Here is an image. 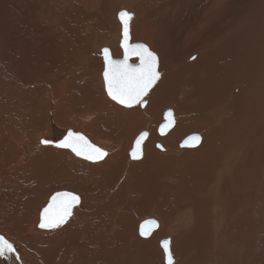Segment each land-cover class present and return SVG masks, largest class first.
<instances>
[{"label": "bare ground", "instance_id": "obj_1", "mask_svg": "<svg viewBox=\"0 0 264 264\" xmlns=\"http://www.w3.org/2000/svg\"><path fill=\"white\" fill-rule=\"evenodd\" d=\"M59 1L0 0V237L15 249L0 256V264H169L168 253L158 245L171 228L173 239L162 240L170 239L173 264H230L236 257L226 235L229 224L253 227L259 214L264 217V207L258 204L263 200L262 184L257 183L249 194L244 190L256 183L260 167L255 166L264 162V157L252 159L255 164L250 158L264 139V35L260 30L264 1L238 0L233 7L234 0H136L137 28L159 32L169 20L164 29L168 39L163 33L156 37L165 46L145 44L158 57L160 73L159 81L143 97L145 107L121 105L103 84L95 88L88 81L89 76L103 77V50L95 54L88 46L119 30L107 7V2L116 4V0H80L86 7L79 12L66 3L61 12ZM122 1L125 10L133 2ZM229 5L233 12L224 15ZM163 8L173 11L155 21ZM69 11L73 15L65 14ZM176 11L183 14L182 24L187 16L199 13L190 22L191 30L201 27L198 39L194 33L174 35L175 28L169 29L179 20ZM94 26L105 32L90 30ZM147 33L135 38L145 39ZM170 37L181 38L172 43ZM181 42L188 57L172 50ZM129 43L144 44L130 39ZM123 56L124 50L122 57L113 58ZM137 60L130 58L131 63ZM84 78L87 82L80 84ZM167 110L172 111L175 125L162 137L159 126ZM101 115L117 118V123L104 129ZM240 121V127H234ZM122 124L134 131L144 126L152 131L153 146L144 150L143 144L142 158L132 159L131 150L136 138L148 131H140L126 143L113 134L122 133ZM71 126L80 129L67 128ZM228 126L235 132L220 137ZM71 131L84 134L117 164L104 169V159L90 161L71 149L55 147V141ZM100 132L103 137L97 135ZM188 133L201 136L189 149L181 145ZM124 146L126 153L121 155ZM243 166L254 174L252 183L245 175L241 183ZM26 171L29 175H24ZM68 172L72 178L65 175ZM61 190L79 197L78 201L58 227L41 228L43 210ZM144 219L163 225L142 238L138 232ZM259 240L258 234L250 239L252 248L240 260H250ZM191 249L197 252L190 254ZM210 256L215 262H210ZM249 263L264 264V258L253 257Z\"/></svg>", "mask_w": 264, "mask_h": 264}, {"label": "rangeland", "instance_id": "obj_2", "mask_svg": "<svg viewBox=\"0 0 264 264\" xmlns=\"http://www.w3.org/2000/svg\"><path fill=\"white\" fill-rule=\"evenodd\" d=\"M240 1V0H239ZM238 0H234V2H233V4H232V6L234 7L235 6V4L237 3V2H239ZM264 1V0H263ZM115 2H117L116 4L115 3H111V2H107V7H108V11H109V14L112 16L111 18H113L112 20L113 21H115L116 22V25H115V27H117V28H119V30H117L116 32L115 31H111V32H109L108 34H107V37H108V39H106V38H103V40H95L94 42H93V44H92V46L91 45H89L88 47L89 48H91V51L93 52V53H95L96 54V52H98V51H101L102 50V47H108L110 50H111V52H112V55L114 56V57H122V55H123V49H122V47H121V45H120V41H121V39L123 38V36H124V31L122 30V27H124L123 25H122V23H123V21L121 20V16H120V13L121 12H127V13H130L131 14V19L129 20V22H128V24H129V38H130V41L131 42H142V43H144V44H147L146 42H148V41H151V42H153V44L155 43H157V45H158V47L160 48L161 46H165V43H161L159 40L158 41H156V37L157 36H159L160 34H162L163 33V37H165L166 38V40L168 39L167 38V35H164V33H165V31H164V29L166 28V26L168 25V23H169V20H167V23H164L163 24V29L161 28L160 30H159V32H151L150 30H147V29H144V28H141V27H139V28H137L136 26V23H135V21L138 19V17H137V13L134 11L133 12V8H135V2H136V0H133V2L131 3V5H130V8H128L127 10H125V3L122 1L121 2V0H116ZM57 3H60V5L58 6V8H59V10L61 11V12H64V9H62L63 8V6L65 5V3L68 5V6H72V9H75V10H77V12H79V10H82L83 8H85L86 7V5L85 6H82L81 7V5H80V0H61V1H59V2H57ZM240 3V2H239ZM239 3H238V5H239ZM159 4V3H158ZM262 4H263V10H262V14H264V2H262ZM119 6V7H118ZM233 7H230V5H229V9L228 10H225V12H223L224 13V15H226L227 14V11H232L233 12ZM189 9V7H187L186 8V10H188ZM131 10V11H130ZM163 11H160L156 16H157V18H156V16H155V21L158 19V20H162V19H164L165 17H167V14H168V10H169V12L171 11L170 9H165V8H163L162 9ZM186 10H183V14L185 15V13L187 14V11ZM173 11V10H172ZM171 11V12H172ZM177 12V11H176ZM68 13H71L70 11L69 12H67V13H65V14H68ZM163 13V14H162ZM193 13H196V9H195V12H194V10H193ZM192 13V14H193ZM72 14V13H71ZM114 14V15H113ZM134 14V15H133ZM162 16H161V15ZM183 14L182 13H176L175 14V16H176V19H179L178 21H176L175 23H172V26L169 28V29H173V28H175L174 30H171L172 32H173V34L174 35H178V34H181V33H194L195 35H196V38L198 39V37H199V32H200V29H201V27L200 26H194L193 27V29L191 30L190 28H191V26H190V22H192V20H194V17L195 16H197V14H199V13H197V14H193V15H191V17H189V16H187L185 19H184V21H183V24H182V20H180L181 18H182V16H183ZM73 15V14H72ZM179 15V16H178ZM160 19H159V18ZM192 18V19H191ZM188 19V20H187ZM119 20V21H118ZM144 20H147V19H145L144 18ZM187 23V24H186ZM261 23V25H263V29L261 28L260 30H261V33L264 35V15H262V21L260 22ZM175 24V25H174ZM184 24H186V25H184ZM189 24V25H188ZM174 25V26H173ZM88 26V25H87ZM89 27V26H88ZM121 27V28H120ZM181 29V30H180ZM87 30V29H86ZM90 30H96L98 33L100 32V33H104L105 31H103V30H99V29H96V27L94 26V27H90ZM145 32H150V33H147V38H143L142 40H138V38H135V37H140V36H145ZM99 33V34H100ZM152 33V34H151ZM109 35V36H108ZM173 35V36H174ZM134 37V38H133ZM159 39L161 38V37H158ZM164 38V39H165ZM181 37H177V38H173V37H170V41L172 42V43H175L176 41H178L179 39H180ZM195 40V39H194ZM194 40L192 41V42H194ZM145 41V42H144ZM164 41V40H163ZM113 42H116V43H113ZM190 42V41H189ZM171 43V44H172ZM264 43V42H263ZM183 43L181 42L180 44H178L177 43V47H174V49H172L173 51H181V55H183L184 57H188L187 56V52H188V49L187 48H185L184 47V45H182ZM193 44V43H192ZM191 44V46L193 47V45ZM149 45V44H148ZM182 45V46H181ZM150 47H151V45H149ZM153 51H155V52H158L156 49H153V47L151 48ZM161 49V48H160ZM184 49V51H182ZM264 50V49H263ZM264 52V51H263ZM263 52H261V54L262 55H264V53ZM90 54H91V52H90ZM92 55V54H91ZM160 58V57H159ZM191 58H194V56H191ZM262 60H264V56L262 57V59H261V62H262ZM133 61H136V60H133ZM138 61V60H137ZM190 61H192V59H190ZM263 76H264V71L261 73ZM20 75V74H19ZM65 78H67V77H64L63 79H65ZM104 77H102L101 79H96V78H94V77H91V76H89L88 77V81L90 82V81H92V85H93V87H95V88H97V87H101V85L103 84V87H104V89L106 88L105 87V79H103ZM159 81V80H158ZM83 82H87V80H86V78H84L81 82H80V84H82ZM79 84V85H80ZM78 85V86H79ZM80 88H81V86H80ZM239 92V89L237 90V93ZM105 94L107 95V93H106V91H105ZM107 97H108V95H107ZM109 98V97H108ZM145 107V106H144ZM144 107L142 108V109H144ZM126 108V107H125ZM120 117V116H119ZM105 118H109V123L107 124V123H105ZM120 121H122V123H123V121H124V118H122V117H120ZM162 121H164L163 119L159 122V124L160 123H162ZM101 122H102V125H101V127L102 128H104L105 129V127L106 126H108V125H110V126H112L113 124H115V123H117V118H116V121L114 120V118L113 117H111L110 115H107V116H104V115H101ZM242 122L243 121H240L239 123H237L234 127H236V128H238V127H240V125L242 124ZM81 124H83V122H81L79 125H81ZM57 127L59 128V129H61L62 127H60L59 125H57ZM234 127H230V126H228L227 128H225V131L223 130L221 133V135H220V137H224V138H229V137H231V133H233V132H235V130L233 129ZM67 128H77V129H80V128H78V126H71V127H67ZM227 129H228V131H227ZM121 130H122V133L119 131V130H117V131H115V132H113V134H116V135H120V136H118V138L120 139V140H122V141H124V142H126V143H128V140H129V137H131V139H132V137H136L139 133H140V131H142V130H146V131H148V133H149V137H148V139H146V141H145V143H144V150L147 148L148 150H150V146H153V142L152 141H150L149 139L151 138V136H152V131L149 129V127H147V126H144V127H138L137 128V130H133L132 128H129V127H127V126H125V125H123L122 124V126H121ZM157 130H158V128H157ZM78 131H80V130H78ZM227 132V133H226ZM191 133H188L187 135H185V137H183V139H185L188 135H190ZM193 134V133H192ZM225 134V135H224ZM231 134V135H230ZM97 135H100L101 137H103L102 136V134H101V132L100 133H98ZM159 136H166L167 134H164V135H160V134H158ZM227 136V137H226ZM95 137H96V135H95ZM135 137H134V139H135ZM95 139V138H94ZM182 139V140H183ZM217 139H220V138H217ZM101 141H106V140H104V139H102ZM158 142V141H157ZM254 143H255V140L253 141ZM253 142H252V144H253ZM132 143H133V141H132ZM160 143L161 144H163V145H166L165 143H163L162 141H160ZM262 143V144H261ZM260 143V145H257V146H255L254 148H253V150H255V151H252V156H250V158H251V162L252 163H254L255 164V162H254V160H256V159H258V158H261V157H264V154L263 155H261L260 153H258V151H261V152H264V148H263V146H264V139H262V142ZM55 147H57V146H55ZM58 148V147H57ZM60 148V147H59ZM126 146H124L123 148H121L120 149V153H121V155L122 154H124V153H126ZM183 148H191V147H183ZM192 148H194V147H192ZM256 148H258V149H256ZM262 150H261V149ZM67 149H69V148H67ZM128 152H129V150H128ZM255 152V153H254ZM255 154V155H254ZM75 156V155H74ZM238 159V160H237ZM237 161L238 162H240L241 160H240V157H237ZM252 159H254V160H252ZM259 160V159H258ZM100 161V160H99ZM103 161V160H102ZM101 161V162H102ZM108 161H110V163H108ZM129 161L130 162H136V161H134V160H130L129 159ZM137 161H139V160H137ZM98 162V161H97ZM93 163H96V162H93ZM102 164H106L103 168L104 169H110L111 167H112V165L113 164H117L116 163V160H112V159H110V158H108V156L107 157H105L104 158V161L102 162ZM122 164H123V162H122ZM121 164V165H122ZM119 165V164H118ZM256 168L257 167H260L259 168V175L256 177V180L257 181H255L256 183H254L253 185H251V187L249 186V187H245L244 188V190H246V189H248V191H245L246 193H251V192H253V190L255 189V188H257V186H256V184L258 183V185H260V184H262V188H263V194H264V178H263V176H264V162L263 163H261L259 166H255ZM155 168L156 169H160V166L159 165H155ZM73 169L74 170H77L78 169V167L76 166V165H74L73 166ZM246 167H244L243 166V169L240 171V172H242V176H243V178H242V182L241 183H245L244 181H243V179H244V177L245 176H249L250 177V180H249V182L250 183H252L253 181H254V176H252V175H254V174H251L250 172V169H247ZM246 170V171H245ZM248 170L250 171V172H248ZM254 171V170H253ZM29 171H26V172H24V175H26V174H28L29 175V173H28ZM250 173V174H249ZM91 174H95V176H96V173H91ZM65 175H69V176H71V178L73 177V174L71 175L70 174V172H68L67 174H65ZM245 175V176H244ZM234 176V175H233ZM29 177H34L32 174L29 176ZM90 177H92V175H90ZM248 177V178H249ZM253 177V178H252ZM252 179V180H251ZM75 191H77V192H80V194L82 195L83 193H85V190H83V191H81V190H75ZM261 195V197L263 198V202L262 201H259V207L260 208H263L264 207V195ZM253 195V194H252ZM252 198H255V197H252ZM260 202H262V203H260ZM248 204V203H247ZM260 204H261V206H260ZM251 205V204H250ZM241 210H242V208H241ZM250 208L249 209H246V212L247 213H249L250 212ZM262 210V212H264V208L263 209H261ZM260 210V211H261ZM183 212V210L181 211V213ZM237 212V211H236ZM180 214V213H179ZM236 214V213H235ZM262 214V213H261ZM261 214H259V220H258V222H257V220L255 221L256 223H254V225L255 226H253V227H251L249 224V226H247V225H241L240 223H237V222H235V223H233V224H229V228H230V232L228 233V231H227V236H229V238H231L229 241H230V243H231V246H232V248H233V251H234V255H235V259H233V260H230L231 262H230V264H236V263H240V264H245L246 262H247V264H250L249 262H251L252 261V258L253 257H257V256H260V257H262V258H264V240L262 239V238H264V217L262 216L261 217ZM237 215V214H236ZM20 216V215H19ZM143 216H145V217H151L152 215H150V214H145V215H143ZM143 216H139V218L138 219H142V218H144ZM27 218V217H26ZM236 218H238V217H236ZM235 218V219H236ZM231 221V219H228L226 222L228 223V222H230ZM260 221H261V223H260ZM220 222V221H219ZM218 222V223H219ZM225 221L224 222H222L221 223V226H223L222 227V229H224L225 230V223H226ZM263 222V223H262ZM129 224V223H128ZM263 226H262V225ZM163 224L162 223H160V225L158 226L159 228L158 229H160L161 228V226H162ZM240 225V227H238L237 228V226H239ZM39 226H40V224H39ZM231 226V227H230ZM241 226L243 227V228H241ZM262 226V227H261ZM235 227V230H233V228ZM261 228V229H259V228ZM171 228V227H170ZM245 228H247L246 229V231H245ZM157 228L154 230V231H157L158 230ZM237 229V230H236ZM250 229V230H249ZM259 232V233H257V231ZM260 230H262V231H260ZM250 231V232H249ZM238 232V233H237ZM247 232V233H246ZM173 233V229L171 228V230L169 231V234H167V235H164V236H162L160 239H159V245H158V248H159V250L162 248V246H161V241H162V239H164V238H168V236H171L170 234H172ZM256 233V234H255ZM166 234V233H165ZM236 234V235H235ZM245 234V235H244ZM257 234L259 235V237L261 238V242H260V240L257 242V244H255V245H258L257 247L255 246V249L253 250V251H251L250 252V256H251V258H250V260H248V261H242V260H240V258L243 256V255H248L249 254V250L252 248L251 247V245L249 246V244H250V239H253V238H256L257 237ZM261 234V235H260ZM138 235H139V232H138ZM140 236V235H139ZM173 236V235H172ZM171 236V239H173V237ZM231 236V237H230ZM233 236V237H232ZM140 237H142V236H140ZM143 238V237H142ZM175 238V237H174ZM190 240H191V238H190ZM238 240H239V242H238ZM173 241V240H172ZM192 241V243L193 244H195V246H196V249H199V246L197 245V243H196V241L195 240H191ZM233 241V242H232ZM243 242H245V243H243ZM260 242V243H259ZM20 246H23L22 244H20ZM26 246V245H25ZM24 250H25V248L24 247H22ZM26 248H27V246H26ZM28 249V248H27ZM196 249H191L190 250V254H194V253H196L197 251H196ZM258 250V251H257ZM161 251V250H160ZM248 252V253H247ZM254 252H255V254H254ZM29 253V252H28ZM33 253V252H32ZM175 253V252H174ZM176 254V253H175ZM33 257H34V259H35V261H37V259H38V257L37 256H35V255H33ZM210 262L211 263H213V262H215V260H213L212 259V257L210 256ZM34 264V263H33ZM173 264V263H172ZM208 264H209V261H208ZM259 264V263H258Z\"/></svg>", "mask_w": 264, "mask_h": 264}, {"label": "snow or ice", "instance_id": "obj_3", "mask_svg": "<svg viewBox=\"0 0 264 264\" xmlns=\"http://www.w3.org/2000/svg\"><path fill=\"white\" fill-rule=\"evenodd\" d=\"M121 20L124 22V58L122 60H113L108 55V49H104L105 60L108 63V70L105 71L104 76L107 81L108 95L112 100L118 102L126 107H132L135 104L143 103V97L147 95L150 88L154 85L160 77L157 71L158 57L145 44H130L129 43V20L131 14L127 12L120 13ZM132 56L139 57L140 63L138 65L130 64L129 58ZM147 133H142L140 139L142 140ZM195 139H199L196 137ZM87 144L94 155H89V159L102 158L106 153L95 145L88 144L85 138L78 134L69 132L68 136L57 147L71 148L77 155L81 154L80 143ZM42 143L49 144L51 141L43 140ZM140 140H137V147L139 148ZM133 157L137 156V152L132 153ZM65 197H70V201L62 202L61 207L50 214L49 209H45L44 217L40 223L41 228L58 227L66 220L71 212L72 205L78 201L79 197L70 193L62 194ZM141 235H144L143 230ZM168 241L164 242L165 251L168 252ZM13 245L10 244L3 237H0V256L6 253L14 252ZM169 264H172L171 253L168 252Z\"/></svg>", "mask_w": 264, "mask_h": 264}, {"label": "water", "instance_id": "obj_4", "mask_svg": "<svg viewBox=\"0 0 264 264\" xmlns=\"http://www.w3.org/2000/svg\"><path fill=\"white\" fill-rule=\"evenodd\" d=\"M130 39V38H129ZM123 41H124V36H123V38L121 39V41H120V45H121V47L123 48ZM135 44H137V43H135ZM134 45V44H133ZM102 50H104V49H102ZM109 50V49H108ZM123 50H124V48H123ZM102 53V52H101ZM108 55L111 57V59H113V60H122L123 58H124V56H123V58L121 59V58H113V56H112V54H111V51L109 50L108 51ZM132 57H135V56H132ZM132 57H130V58H132ZM130 58H129V63L130 64H134V65H136V64H139L140 63V60L137 62V63H131L130 62ZM139 58V57H138ZM102 60H103V62H104V69H103V77L105 78V76H104V73H105V71H107L108 70V63H107V61L105 60V55H104V51H103V53H102ZM158 67H159V62H158ZM158 67H157V71H158ZM157 81H155V83H156ZM154 83V84H155ZM105 87H106V91H107V93H108V90H107V81H106V79H105ZM144 102L143 103H141V106H144ZM136 105V104H135ZM164 119H165V121L159 126V133L160 134H162V135H164V134H166L174 125H175V117L173 116V113H172V111L171 110H167L166 112H165V116H164ZM72 132V131H71ZM142 133H145V132H142ZM141 133V134H142ZM79 134V133H78ZM141 134L136 138V140L134 141V144H133V148H132V150H131V158L132 159H140V158H142V156H143V144H144V142H145V140L147 139V136H148V133H147V136H145L142 140L140 139V137H141ZM80 135H82L84 138H85V140L88 142V144H91V145H94L90 140H89V138H87L84 134H80ZM68 136V134H66L65 136L63 135L59 140H60V142H57V141H55L56 142V144H60L66 137ZM196 137H198L199 139L197 140V139H195ZM58 140V141H59ZM137 140H140V144H139V148L137 147ZM200 140H201V136H199V135H189L188 137H186L182 142H181V145L182 146H185V147H190V146H195V145H197L199 142H200ZM160 146H161V144H159ZM80 148H81V154L80 155H78V156H81V157H84V158H87L89 155H94V153H92L91 151H90V149L87 147V144H84L83 142H81L80 143ZM96 146V145H95ZM96 147H98V146H96ZM162 147V146H161ZM66 148V147H65ZM69 149H71V148H69ZM72 150V149H71ZM103 150V149H102ZM105 153H106V155H107V152H106V150H103ZM137 152V156L134 158L133 157V155H132V153L133 152ZM74 152V151H73ZM75 154H76V152H74ZM77 155V154H76ZM106 155H104L102 158H97V159H89V158H87V159H89L90 161H99V160H102V159H104L105 157H106ZM64 193H70V192H68V190H61V191H59L58 193H56V194H54V195H52L51 196V199H50V202L48 203V205L46 206V208L45 209H49V211H50V214H52V213H55L60 207H61V205H62V202H64V201H66V200H68V201H70V197H65V196H63L62 194H64ZM71 194V193H70ZM73 195V194H72ZM45 209L43 210V212H42V216H41V222H42V220H43V217H44V211H45ZM157 221L156 220H154V219H144L142 222H141V224H140V227H139V235L140 236H142V237H149L150 235H151V233L156 229V228H158V223H156ZM143 230V232H144V235H141V231ZM169 240L170 239H165V240H162V244H161V246L163 247V249L165 250V248H164V242L165 241H168L169 242ZM169 245V244H168ZM168 252H169V250H168ZM167 252V253H168ZM168 260V259H167ZM166 263H168L167 261H166Z\"/></svg>", "mask_w": 264, "mask_h": 264}]
</instances>
